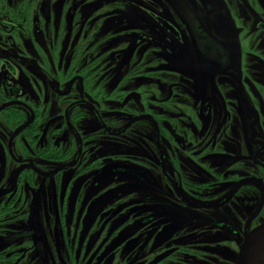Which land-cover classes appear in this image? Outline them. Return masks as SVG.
Returning a JSON list of instances; mask_svg holds the SVG:
<instances>
[{
  "label": "flooded vegetation",
  "instance_id": "1",
  "mask_svg": "<svg viewBox=\"0 0 264 264\" xmlns=\"http://www.w3.org/2000/svg\"><path fill=\"white\" fill-rule=\"evenodd\" d=\"M264 223V0H0V264H237Z\"/></svg>",
  "mask_w": 264,
  "mask_h": 264
},
{
  "label": "water",
  "instance_id": "2",
  "mask_svg": "<svg viewBox=\"0 0 264 264\" xmlns=\"http://www.w3.org/2000/svg\"><path fill=\"white\" fill-rule=\"evenodd\" d=\"M237 264H264V223L245 237Z\"/></svg>",
  "mask_w": 264,
  "mask_h": 264
}]
</instances>
